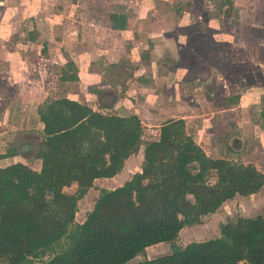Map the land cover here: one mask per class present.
Here are the masks:
<instances>
[{"label":"trees","instance_id":"obj_1","mask_svg":"<svg viewBox=\"0 0 264 264\" xmlns=\"http://www.w3.org/2000/svg\"><path fill=\"white\" fill-rule=\"evenodd\" d=\"M110 19L115 29L127 26L126 14L110 13ZM38 113L44 124L40 169L23 161L0 167V260L126 264L147 247L169 242V253L135 264H264V210L222 223L217 237L176 242L185 226L263 187L264 173L254 163L208 155L183 118L166 121L157 139L144 142L136 114L94 110L67 97L46 100ZM142 145L141 170L118 187L101 188L93 209L77 222L78 201L95 179L116 176ZM74 183L76 190L67 192Z\"/></svg>","mask_w":264,"mask_h":264},{"label":"rangeland","instance_id":"obj_2","mask_svg":"<svg viewBox=\"0 0 264 264\" xmlns=\"http://www.w3.org/2000/svg\"><path fill=\"white\" fill-rule=\"evenodd\" d=\"M29 1L30 12L21 13V7L13 5L3 8L0 13V28L10 39L8 47L16 42L20 45V41L27 43L31 33H36L40 37L41 48L52 47V51L58 54L59 62L63 58L71 61L84 53L88 58H95L98 48L116 53L123 46H131L124 42L125 37L109 35V39L105 40V34L101 33L104 27H108V14L112 10L125 11L131 17H136L137 21L134 22L132 18L128 29L131 35L140 32L141 36L134 38L137 47H150L152 43L148 36H157L161 42L167 39L177 49L174 56L182 55L190 77L198 76L197 82H193L197 98L194 97V102L186 105L189 110L192 104L196 106L190 112L194 118L186 125L188 133L200 140L208 155L235 162H252L264 173V0ZM225 11L231 12L230 16H225ZM137 17L147 19L139 22ZM5 23L8 24L7 31ZM47 25L51 27L50 33ZM52 31L54 37L51 42L48 37ZM35 45L29 44L30 47ZM28 60L33 63V56ZM92 62L96 61L92 59ZM6 84L0 82L2 96H10L11 87H6ZM27 93L30 92L24 93L26 98ZM22 95H16L14 102L9 103L16 109L14 117L0 118V165L23 159L34 168H40L41 160L36 152L42 133L34 129L38 120L34 118V112L27 108H31L29 103L21 111V106L24 107L20 102ZM144 136L143 141L146 142L145 138L149 135ZM241 139L244 140L243 144ZM142 162L139 150L127 160L123 174L132 177L141 170ZM215 179L216 175L212 172L210 181L214 182ZM114 181L116 184L119 182L118 178ZM102 186L112 187L109 183L97 181L79 199L77 222H83L93 209ZM76 188L77 184L74 183L65 190L74 192ZM258 192L228 200L215 215L203 216L201 223L185 226L180 231L177 244L217 237L222 223L240 216L255 217L262 213L264 188ZM187 235L192 237L188 238ZM65 242L56 250L62 249ZM170 251L169 242L158 243L126 264H135ZM0 264L6 262L0 260ZM35 264H41V261L36 260Z\"/></svg>","mask_w":264,"mask_h":264},{"label":"crops","instance_id":"obj_3","mask_svg":"<svg viewBox=\"0 0 264 264\" xmlns=\"http://www.w3.org/2000/svg\"><path fill=\"white\" fill-rule=\"evenodd\" d=\"M9 1L0 0V13L3 12V8H11L13 5L16 7L19 5L22 9L21 13L31 10L28 5L29 0H12V5L9 4ZM110 13L126 14L127 26L125 29L113 28L110 14H108V27H102L104 32H101L105 34V40L109 39V35L117 38L125 37L123 38L124 42L131 46H123L122 44L123 47L116 53L112 50L98 48L95 58H91V56L88 58L86 57L87 53H84L71 61L63 58V61L59 62L58 54L52 51V47L41 48L40 37L36 33H31L27 43L20 41V45L19 42H16L17 44L8 47L10 39L0 28V82H7L5 86L11 87L10 96L0 95V118L14 117L16 109H13L9 103H13L14 98L19 94H23L20 102L24 107L21 106V111L26 108V103H29L31 108L29 106L27 108L34 112V118L38 120L34 129L42 133L40 143L43 139L44 124L40 120L38 108L50 98L67 97L85 103L94 110L111 112L121 116L136 114L144 127L143 139L144 134L149 135L148 138H145L147 141L157 139L160 135L161 126L168 120L183 118L188 125L189 120L194 118L190 112L196 106L192 104L191 110H189L186 105L194 102V97L197 98V94H195L197 90L193 82H197L198 76L190 77V74L186 72V65L182 61V55L180 57L174 56V50L177 49L167 42V39L161 42L157 36H148L152 45L149 43L150 47H137L134 38L141 36V34L136 31V34L131 35V31L128 29L132 18L134 22L137 21L135 16L131 17L125 11L112 10ZM30 15L32 14L30 13ZM146 19V17L138 18L139 22ZM4 27L7 31L8 24ZM50 28L48 26V30ZM50 32L51 30H49ZM127 32L128 34H126ZM53 37L52 31L48 37L49 41L52 42ZM30 43L36 44L35 47H30ZM27 48L29 50H25ZM30 56H33V63L28 60ZM92 59L96 62H92ZM86 61L87 63H84ZM65 76L70 78L65 79ZM26 91L30 92L27 93V98L24 95ZM16 101L18 102V100ZM22 115L25 117V114ZM21 119L23 118L21 117ZM1 122L5 123L4 120ZM194 139L206 152L207 150L200 140ZM241 142L243 144L244 140L241 139ZM143 149L144 147L140 148V152L144 158ZM22 160H13L5 165H0V167ZM127 160L123 169L116 176L97 178L94 183L97 181L109 183L112 187H106V184V186H102L108 189L124 184L131 178L130 174L128 176L123 174ZM34 169L39 170L40 168L35 167ZM117 178L118 184L114 181ZM216 213H212V215ZM187 237L192 236L187 235ZM155 245L149 246L147 249L153 248Z\"/></svg>","mask_w":264,"mask_h":264},{"label":"flooded vegetation","instance_id":"obj_4","mask_svg":"<svg viewBox=\"0 0 264 264\" xmlns=\"http://www.w3.org/2000/svg\"><path fill=\"white\" fill-rule=\"evenodd\" d=\"M262 115H264V110H263V112H262Z\"/></svg>","mask_w":264,"mask_h":264}]
</instances>
